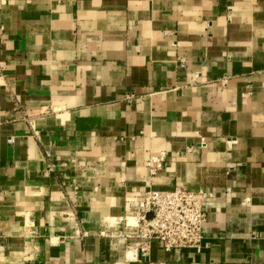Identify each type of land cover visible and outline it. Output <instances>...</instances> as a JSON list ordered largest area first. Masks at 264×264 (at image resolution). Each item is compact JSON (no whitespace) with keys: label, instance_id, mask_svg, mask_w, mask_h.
I'll return each instance as SVG.
<instances>
[{"label":"crops","instance_id":"0c3cea01","mask_svg":"<svg viewBox=\"0 0 264 264\" xmlns=\"http://www.w3.org/2000/svg\"><path fill=\"white\" fill-rule=\"evenodd\" d=\"M177 186L203 250L135 261L120 217ZM0 264H264V0H0Z\"/></svg>","mask_w":264,"mask_h":264},{"label":"built area","instance_id":"2783aa9c","mask_svg":"<svg viewBox=\"0 0 264 264\" xmlns=\"http://www.w3.org/2000/svg\"><path fill=\"white\" fill-rule=\"evenodd\" d=\"M51 155L46 152L47 171L54 170ZM166 155L154 154L147 162L149 176L156 177L165 167ZM204 191H190L177 186L170 191H149L133 212L120 217L121 226L114 234L127 243L135 261L149 259L151 242L158 240L166 252L175 249L204 248L203 225L207 220L203 203Z\"/></svg>","mask_w":264,"mask_h":264},{"label":"bare ground","instance_id":"6f19581e","mask_svg":"<svg viewBox=\"0 0 264 264\" xmlns=\"http://www.w3.org/2000/svg\"><path fill=\"white\" fill-rule=\"evenodd\" d=\"M132 252H133V251H132ZM132 252L129 253V257H131V258H132V255H133Z\"/></svg>","mask_w":264,"mask_h":264},{"label":"rangeland","instance_id":"374dc122","mask_svg":"<svg viewBox=\"0 0 264 264\" xmlns=\"http://www.w3.org/2000/svg\"><path fill=\"white\" fill-rule=\"evenodd\" d=\"M47 152V151H46ZM46 152H45V157H46Z\"/></svg>","mask_w":264,"mask_h":264}]
</instances>
